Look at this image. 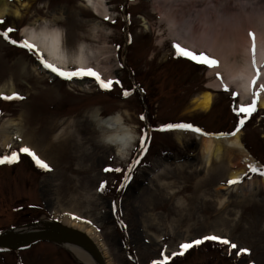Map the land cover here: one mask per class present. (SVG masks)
Returning a JSON list of instances; mask_svg holds the SVG:
<instances>
[{"label": "rangeland", "instance_id": "1", "mask_svg": "<svg viewBox=\"0 0 264 264\" xmlns=\"http://www.w3.org/2000/svg\"><path fill=\"white\" fill-rule=\"evenodd\" d=\"M16 1L9 3L15 7ZM107 4L109 21L99 19L80 0H37L22 18L11 14L0 19L4 21L0 30L14 29L9 39L17 41L12 45L0 37V85L12 83L15 94L25 98L0 99V124L13 120L22 130V136L12 139L13 145L4 146L0 136V157L29 147L53 169H41L26 155L18 163L0 165V233L43 220L61 225L65 213H70L67 216H79L99 229L114 264H153L164 256L170 264H264V189L260 185L264 177L248 172L242 183L228 186L226 161L203 167L199 142L189 135L179 140V129L168 128L187 123L219 136L238 127L233 108L238 110L241 98L233 85L229 92H214L210 112L191 111L192 99L217 81L220 71L177 58L172 45L179 43L215 58L206 49L210 32L223 40L247 27V37L255 27L264 29V0H107ZM166 7L178 14L176 33L162 16ZM220 10L228 14L226 19H219ZM41 19L53 20L64 30L70 53L83 42L106 45L112 80L120 84L105 91L86 77L88 87L82 89L77 84L80 79L68 81L44 70L35 55L18 46L24 41L22 27ZM96 25L104 29L105 39L93 37ZM192 35L198 40L196 49L180 41ZM72 70L76 68L71 66ZM124 91L131 95L125 98ZM94 112L102 118L120 113L139 136L127 160L118 159L114 148L101 140L91 118ZM15 125L9 127L10 133ZM64 126L72 132L56 140L54 134ZM240 133L247 149L264 166V109H257ZM145 134L147 152L138 153ZM137 155L139 166L133 165ZM105 168L123 171L105 172ZM129 168L134 171L125 186ZM104 182L106 190L98 191ZM250 183L257 188L251 193ZM55 203L58 214L53 210ZM210 235L227 239L237 248L206 241L182 256L173 255L183 243ZM242 249L251 255L241 254ZM0 264L80 263L64 247L42 242L0 253Z\"/></svg>", "mask_w": 264, "mask_h": 264}, {"label": "bare ground", "instance_id": "2", "mask_svg": "<svg viewBox=\"0 0 264 264\" xmlns=\"http://www.w3.org/2000/svg\"><path fill=\"white\" fill-rule=\"evenodd\" d=\"M24 1V2H22ZM37 0H17V5L13 7L9 0H0V19L13 14L17 18L24 16V10L30 8L31 3ZM87 8L99 19L109 21L112 19L110 9L108 8L107 0H80ZM219 19H226L228 14L220 10L218 12ZM109 19H104V17ZM162 16L166 17V20L171 27L172 31L176 33V26L178 25V14L171 8L166 7L162 13ZM55 21L48 19L35 20L33 23L27 24L22 27L21 36L24 40L34 44L40 53L46 58L48 63L53 64L57 68L64 71H69L71 66L76 69H88L93 68L96 72L100 73L102 77H106V80L113 78V69L109 65L110 58L107 56V46H95L87 43H81L78 45L75 52L70 53L65 47L64 43V30L54 24ZM144 27L148 29L147 22L144 20ZM252 28V27H251ZM249 29V27H247ZM245 28V31L247 30ZM257 37V50L255 55L256 63L253 64V56L251 52V38H248L245 31L242 30L240 34L229 39L220 40L219 35L213 30L210 32L209 46L206 47L210 50L215 58L220 61V67L212 69L213 71H220L223 75L224 84L228 88L233 85L241 98V104L247 106L256 97L253 92L259 90V85L264 84V29L255 27L252 29ZM93 37L98 40H103L106 37L104 29L99 26H95L92 30ZM180 41L190 46L192 49H196L198 46V40L194 35L191 37H181ZM260 69L261 76L257 82L256 88L252 86L253 79L256 78V68ZM82 89L88 87V82L84 79H80L77 82ZM258 86V87H257ZM223 85L218 79L212 82L208 87L202 91L198 96L194 97L191 101L192 112L208 113L211 111L214 104V92H221ZM10 95L15 94V88L12 83L8 85H0V97L6 93ZM240 104V105H241ZM258 110L264 109V94L259 97L257 104ZM92 121L95 124L97 130L101 133V140L109 147L114 148L115 155L120 160H127L131 152L135 149V144L139 140V136L136 135L133 130L126 125L123 116L120 113H115L111 116L102 118L99 112H94L91 115ZM13 120H6L0 124V136H3V145L14 144L12 139L22 136V130L15 125V131L9 132V127L14 126ZM72 128H66L65 126L59 129L54 134L56 140L66 139ZM177 137L179 140L187 137V135L195 138L200 144L201 159L203 161V167L210 169L215 164L222 161H226L230 167L228 172V179H243L246 178V173L249 170L247 165L249 163H255L258 166H263L245 146L239 132L235 137L227 139L221 138H208L189 132L186 134L185 130L179 129L177 131ZM213 136V135H212ZM216 137V136H213ZM253 183H250L248 191L256 190L252 187ZM260 185L264 189V178L260 182ZM252 191V192H253ZM90 196H87L89 199ZM224 200L220 201L222 205ZM54 212L60 213L57 207V203L54 205ZM63 210L62 212H65ZM61 212V213H62ZM64 222L61 226L77 229L84 233L93 242L97 252L103 259L105 264H114V260L111 255L110 247L103 240V236L97 228L91 223H85L87 220H74L70 216H63ZM59 224H56L49 220H43L41 222L29 224L22 227L10 229L8 231L0 233V239L10 233H44L59 229ZM64 245L69 250L80 264H99V260L93 248H82L80 246H74L69 244ZM65 248V249H66Z\"/></svg>", "mask_w": 264, "mask_h": 264}, {"label": "snow or ice", "instance_id": "3", "mask_svg": "<svg viewBox=\"0 0 264 264\" xmlns=\"http://www.w3.org/2000/svg\"><path fill=\"white\" fill-rule=\"evenodd\" d=\"M89 3H91V0H89ZM104 19H109V17H104ZM113 23H115V21H112ZM4 23L3 20H0V24ZM14 32V29L12 28H8L6 31L0 30V37H3L6 41H8L10 44L12 45H17V41L15 39H9V36L11 33ZM248 37L251 38V52H252V56H253V64L255 65L256 60H255V55H256V50H257V37L256 34L254 32L249 31L247 33ZM20 48L27 50L28 52L32 53L33 55H35L38 58V62L39 64L42 66V68L44 70H48L51 73H54L56 76H59L61 78H63L64 80H68L71 81L73 79H84V78H90L92 80H94L98 86L105 91H112L113 90V85H119L120 81L119 80H104L101 76L100 73L96 72L93 68H88V69H76V70H72V71H64L60 68H57L56 66H54L51 63H48L47 60L44 58L43 54L39 52L38 48L34 45L29 43L27 40H24L22 43H19L18 45ZM176 57L180 58L183 57L187 60H190L198 65H203L206 66L208 69H216L220 67V61L214 57H210L207 54L201 52L199 54L193 52L192 50L183 47L181 44L179 43H175L172 45ZM121 67H123V65H121ZM261 76V72L260 69L257 67L256 68V78L253 79L252 81V86L255 89L257 82L259 80ZM217 79H219L221 81V84L223 85V90L225 92H229L230 89L228 88V86L226 84H224L223 81V77L221 76V74L219 72H217ZM261 94H264V84H260L259 85V90H256L253 92L254 97H256V99H254L250 104H248L247 106L241 104L237 108H233V111L236 113L237 117H239V125L238 127H236V129L234 131H232L231 133H221L219 134V136L213 137L212 134L203 132L200 128L198 127H194L191 124H187V123H179V124H174V125H168L169 129H182V130H186V131H191L195 134L201 135V136H205L208 138H216V139H227L230 137H235L240 131L241 129L244 127L246 120L250 119L253 115V113H255L257 111V104L259 102V97L261 96ZM123 95L125 98H127L129 95H131V92L129 91H124ZM233 95H236L235 93H233ZM0 99H3L5 101H17V100H23L25 99L23 96H20L19 94H13L11 96L9 95H4L2 97H0ZM141 119H144V117H141ZM163 130V129H162ZM148 137L145 134L144 136L141 137V145L138 148V153L139 152H147V147H146V141H147ZM21 155H26L28 157H30L35 164L40 167L41 169L47 171V172H52L53 169L45 162L43 161L32 149H30L29 147H21L19 149L18 152H8L6 153L3 157H0V165H5V164H14V163H18L20 156ZM141 164V160L139 155H137L134 160H133V165L135 166H139ZM247 168L249 170V172L251 174H258L261 177H264V167L262 166H258L255 163H249L247 165ZM105 172H122L123 170L120 168H105L104 169ZM134 171V168H129L128 173L129 175L125 176V186L127 184V182L130 180V174ZM248 174L246 173V176ZM250 178V176L248 177ZM243 182V179H233V180H229L228 181V186H234L237 184H240ZM107 184L106 182L102 183L99 187H98V191L100 192H104L106 190ZM115 204L113 205V209L115 211ZM65 215H70V213H65ZM74 220H81V217L76 216V215H72L71 217ZM85 223H91L90 221H84ZM97 231H99V229L97 228ZM206 241H213V242H218L222 245H229L231 249H236L237 245L235 243H231L229 240L227 239H221L215 235H210V236H205L202 239H197L191 243H183L181 245V251L178 253H174L173 255H184V253L186 251H188L189 249L195 247V246H199L203 243H205ZM241 254H247V255H251L250 250L248 249H242L241 250ZM153 264H170L169 258L167 256L163 257V260H156L153 262Z\"/></svg>", "mask_w": 264, "mask_h": 264}, {"label": "water", "instance_id": "4", "mask_svg": "<svg viewBox=\"0 0 264 264\" xmlns=\"http://www.w3.org/2000/svg\"><path fill=\"white\" fill-rule=\"evenodd\" d=\"M26 226V225H25ZM59 229L44 233H10L0 239V253L18 251L29 248L35 244L48 242L53 244H69L82 248L92 247L95 251L99 264H105L93 242L87 235L77 229L58 225ZM66 248L64 245H60ZM67 249V248H66Z\"/></svg>", "mask_w": 264, "mask_h": 264}]
</instances>
